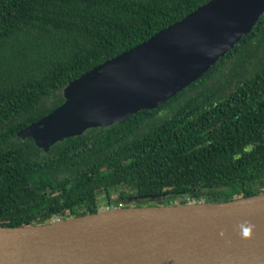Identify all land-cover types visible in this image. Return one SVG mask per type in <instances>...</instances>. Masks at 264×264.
<instances>
[{
	"label": "trees",
	"instance_id": "trees-1",
	"mask_svg": "<svg viewBox=\"0 0 264 264\" xmlns=\"http://www.w3.org/2000/svg\"><path fill=\"white\" fill-rule=\"evenodd\" d=\"M208 1L0 0V225L264 192V13L153 109L48 149L18 135L64 102L71 80Z\"/></svg>",
	"mask_w": 264,
	"mask_h": 264
},
{
	"label": "water",
	"instance_id": "water-1",
	"mask_svg": "<svg viewBox=\"0 0 264 264\" xmlns=\"http://www.w3.org/2000/svg\"><path fill=\"white\" fill-rule=\"evenodd\" d=\"M262 13L264 0H210L71 80L64 102L18 135L48 149L153 109L208 71ZM0 264H264V192L0 225Z\"/></svg>",
	"mask_w": 264,
	"mask_h": 264
},
{
	"label": "rangeland",
	"instance_id": "rangeland-1",
	"mask_svg": "<svg viewBox=\"0 0 264 264\" xmlns=\"http://www.w3.org/2000/svg\"><path fill=\"white\" fill-rule=\"evenodd\" d=\"M103 199V197H101Z\"/></svg>",
	"mask_w": 264,
	"mask_h": 264
}]
</instances>
